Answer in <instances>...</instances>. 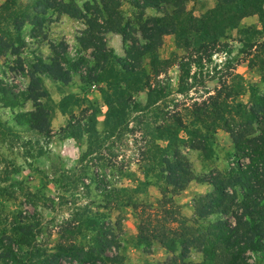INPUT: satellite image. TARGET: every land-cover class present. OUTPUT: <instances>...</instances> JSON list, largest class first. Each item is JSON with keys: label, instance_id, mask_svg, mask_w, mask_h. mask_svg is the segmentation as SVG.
I'll return each instance as SVG.
<instances>
[{"label": "trees", "instance_id": "obj_1", "mask_svg": "<svg viewBox=\"0 0 264 264\" xmlns=\"http://www.w3.org/2000/svg\"><path fill=\"white\" fill-rule=\"evenodd\" d=\"M14 1H7L2 9L7 10ZM120 1L100 0L94 7L89 2L79 7L73 0H41L35 8L37 24L38 15L47 10L81 19L85 24L77 43L81 51H90V60L81 56L72 61L67 49L62 48L67 46L65 43H50V63L41 61L32 67L28 87L29 99L47 97L38 67H43V73L54 83L68 84L77 76L84 90L102 85L100 93L106 112L101 132L96 128L101 111L85 95L69 94L59 104L61 113L69 116L60 130L63 138L78 143L84 136L87 138L88 147L81 154L80 165L127 130L129 113L141 107L136 94L146 92L144 109L148 110L168 93L155 81L172 66L170 59H160L158 55L164 36H174L176 48L201 58L208 50L220 47L221 40L235 30L248 67L257 70L264 80V41L259 38L264 34V0H216L214 7L200 17L186 10V4L195 0H128L136 13L134 20L124 17ZM149 9L156 15L146 17ZM252 16L258 18L260 29L242 25L244 18ZM108 33L122 36L124 58L117 57L107 46ZM8 41L0 38V54L10 49ZM179 86L177 93L190 89L180 83ZM235 87L236 83L229 87L221 84L206 100L194 102L195 112L191 115L202 130L211 134L222 130L230 135L233 153L225 170L215 169L206 177L194 173L181 146L205 153L209 135L201 131L194 135L189 127L182 126L181 117L174 111L168 112L161 125L150 129L154 133L151 143L162 153L160 180L164 184L159 186L158 198L138 200L135 196L143 195L150 182L137 178H129L135 183L134 188L123 184L112 188L120 184L121 175H135L127 172L126 165L111 166L122 174L113 184H107L104 192L111 198L107 205L119 202L122 207H130L139 220L137 242L159 245L172 256L173 264H250L248 254L264 256V93L251 94L249 104L244 105L237 99L242 94L240 88ZM72 107L77 109V115ZM42 111L37 106L18 120L22 118L32 130L50 134V112ZM165 123L168 125L164 128ZM192 181L207 183L212 191L194 199L190 219L181 213L175 197ZM4 221L9 230L0 232V264H126L120 253L121 221H112L105 214L87 209L76 212L71 220L58 226L54 248L39 242L45 233L40 217L19 212ZM192 250L201 254V261L189 260Z\"/></svg>", "mask_w": 264, "mask_h": 264}, {"label": "rangeland", "instance_id": "obj_2", "mask_svg": "<svg viewBox=\"0 0 264 264\" xmlns=\"http://www.w3.org/2000/svg\"><path fill=\"white\" fill-rule=\"evenodd\" d=\"M7 1L12 0H0V38L2 41L3 38L11 41H8L10 49L0 54V232L9 230L4 220L19 212L23 216L40 217L45 233L39 237V242L46 243L48 248H54L58 239V226L71 220L76 212L87 209L105 214L112 221H121L120 253L126 264H173L172 256L159 245L154 243L145 246L137 242L139 220L130 207H122L119 202L107 205L111 200L106 197L108 193L104 192L108 190L107 184H113L117 175L122 174L111 169V166L126 165L129 169L127 172L135 175H121L120 184L112 188H120L122 184L134 188L136 185L129 178H137L144 183L149 181L144 194L135 197L140 201H154L160 196L159 186L161 188L164 182L160 180L162 153L152 145L154 133L150 129L161 125L167 120L168 112L174 111L181 117L182 126L189 127L194 135L200 131L207 132L201 129L197 119L192 118L191 115L195 112L193 104L206 100L221 84L229 87L236 83L234 89L240 88L239 92L242 93L237 99L244 105L249 104L251 94L264 93L263 78L257 70L248 67V58L240 53L242 45L238 33L232 31L227 38L221 40L220 47L214 51L208 50L205 53L207 55L201 58L176 48L174 36H164L158 55L160 59H170L172 66L163 70L155 81L165 88L168 95L165 94L162 101L147 110L144 109L146 92L136 94L141 107L139 111L129 113L127 130L109 140L99 153L80 165L81 154L88 147L87 138L84 136L80 143L71 138H63L60 130L67 124L69 116L61 113L59 104L69 94L85 95L101 111L97 115L96 127L101 132L106 112L100 93L102 85L84 90L77 76H73L68 84L54 83L43 73V67H38L42 72L38 77L41 78L47 97L35 101L29 99L28 87L32 67L41 64V61L50 63V43H65L67 46L63 45L62 48L67 49L68 59L72 61H77L81 56L90 60V51H81L77 43V38L85 30L84 21L47 10L46 14L38 15L40 21L37 24L35 8L41 0H15L13 5L4 10L2 7ZM73 1L79 7L88 2L94 7L100 2ZM120 2L124 17L134 20L136 13L129 1ZM214 2L195 0L186 4V10L195 17H200ZM167 9L171 11L170 7ZM145 14L146 17H151L156 12L149 9ZM248 22L255 24L256 18ZM105 38L114 54L124 58L126 47L122 36L108 33ZM181 78L182 81L179 82ZM179 83L190 89L177 93ZM37 106L42 108V112H50V134L32 130L22 118L18 120L20 115L34 111ZM73 110L77 115V109ZM40 118L42 120L43 115ZM167 125L165 123L162 126L165 128ZM206 134L209 135V146L205 153L181 146L194 173L200 177L214 173L215 169L225 170L233 153L228 133L217 130L213 134ZM159 144L163 146L164 142ZM188 189L189 193L182 192L180 199L184 215L188 214L185 208L191 204L193 206V199L209 190L210 185L192 181ZM105 205L106 209L103 208ZM188 218L192 219L193 215ZM248 256L250 264H264V256ZM189 260L199 262L201 254L192 250Z\"/></svg>", "mask_w": 264, "mask_h": 264}, {"label": "crops", "instance_id": "obj_3", "mask_svg": "<svg viewBox=\"0 0 264 264\" xmlns=\"http://www.w3.org/2000/svg\"><path fill=\"white\" fill-rule=\"evenodd\" d=\"M214 1H216V0H214ZM214 5H215V2L212 4V7H214ZM211 7V8H212ZM252 18H256V23L255 24H252L251 22H248L249 20H251ZM242 25L243 26H246V27H249V26H253V27H257V28H259L260 29V27H259V22H258V18L256 17V16H252V17H247V18H244L243 20H242ZM248 23H250V24H248ZM245 24H247V25H245ZM264 35V34H263ZM263 35H262V38H261V40L262 41H264V39H263ZM190 185V184H189ZM188 185V186H189ZM189 190L190 189H188V187L183 191L184 193L186 192V193H189ZM197 190H199V188L197 189ZM210 191H212V187L210 186V189L209 190H207L205 193H209ZM201 193V192H200ZM205 193H201V194H199V195H202V194H205ZM198 195V196H199ZM182 196V194H179V195H177L176 197H175V201L177 202V204H179L180 206H181V204H182V202H180V199L182 198L181 197ZM189 197H191V195L189 196ZM188 197V198H189ZM195 199V198H194ZM193 199V200H194ZM192 202V201H191ZM187 211H188V214H183L182 213V206H181V213L184 215V216H186V217H191V215H193V206H192V204L190 205V206H187L186 208H185Z\"/></svg>", "mask_w": 264, "mask_h": 264}]
</instances>
